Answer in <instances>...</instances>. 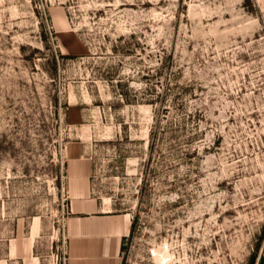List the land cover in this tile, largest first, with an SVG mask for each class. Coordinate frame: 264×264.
Masks as SVG:
<instances>
[{
    "label": "rangeland",
    "instance_id": "obj_1",
    "mask_svg": "<svg viewBox=\"0 0 264 264\" xmlns=\"http://www.w3.org/2000/svg\"><path fill=\"white\" fill-rule=\"evenodd\" d=\"M78 161L119 264H263L264 0H0V264H65Z\"/></svg>",
    "mask_w": 264,
    "mask_h": 264
},
{
    "label": "crops",
    "instance_id": "obj_2",
    "mask_svg": "<svg viewBox=\"0 0 264 264\" xmlns=\"http://www.w3.org/2000/svg\"><path fill=\"white\" fill-rule=\"evenodd\" d=\"M67 166L70 215L65 264H119L130 233V214L113 212L90 195L88 164L78 161Z\"/></svg>",
    "mask_w": 264,
    "mask_h": 264
},
{
    "label": "built area",
    "instance_id": "obj_3",
    "mask_svg": "<svg viewBox=\"0 0 264 264\" xmlns=\"http://www.w3.org/2000/svg\"><path fill=\"white\" fill-rule=\"evenodd\" d=\"M160 247L161 249H169V243L168 242H161V244L157 246H151L148 248V255L154 257L155 250H157V247ZM166 264V263H162Z\"/></svg>",
    "mask_w": 264,
    "mask_h": 264
},
{
    "label": "bare ground",
    "instance_id": "obj_4",
    "mask_svg": "<svg viewBox=\"0 0 264 264\" xmlns=\"http://www.w3.org/2000/svg\"><path fill=\"white\" fill-rule=\"evenodd\" d=\"M158 247H159V246H158ZM158 247H157V248H158ZM159 248H160V247H159ZM160 249H161V248H160ZM162 250H168V249H162ZM156 251H157V250H155V253H156ZM167 252H168V251H167ZM155 253H154V256H155ZM169 257H170V255H169L168 253H165V252H164V253H161V252H159V254H158V256H157L156 258H157L159 261H165V260L168 261V260H169V259H168ZM166 258H167V259H166ZM162 263H166V262H162Z\"/></svg>",
    "mask_w": 264,
    "mask_h": 264
}]
</instances>
